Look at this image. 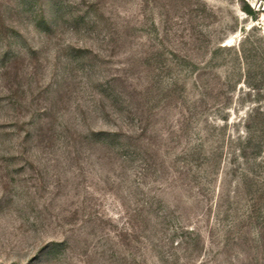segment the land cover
I'll return each mask as SVG.
<instances>
[{
    "label": "rangeland",
    "instance_id": "rangeland-1",
    "mask_svg": "<svg viewBox=\"0 0 264 264\" xmlns=\"http://www.w3.org/2000/svg\"><path fill=\"white\" fill-rule=\"evenodd\" d=\"M0 264H264V0H0Z\"/></svg>",
    "mask_w": 264,
    "mask_h": 264
}]
</instances>
